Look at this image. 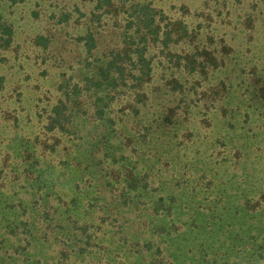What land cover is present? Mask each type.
<instances>
[{
  "label": "trees",
  "instance_id": "1",
  "mask_svg": "<svg viewBox=\"0 0 264 264\" xmlns=\"http://www.w3.org/2000/svg\"><path fill=\"white\" fill-rule=\"evenodd\" d=\"M200 7L170 0H96L102 14H122L124 23L115 22L120 40L96 58L100 64L92 75L74 82L65 78L53 101L38 103L41 132L19 131L23 188L54 196L68 212H75L81 199L93 200L92 163L84 162L75 137L79 124L106 121L111 133L100 143L103 156L113 158L106 179L110 191L123 204L143 202L172 216L171 224L158 225L156 237L144 242L148 264H177L181 255V264H264V0H207ZM233 10L236 18L230 21L253 34L241 56L231 44L227 53L213 28ZM14 34L0 13V45L10 46ZM78 40L92 56L93 31ZM93 64L89 56L84 59L85 67ZM4 80L0 76V93ZM202 82L207 87L199 97ZM16 90L21 101L20 86ZM162 90L175 97L173 105L162 103ZM3 111L14 131L30 123L16 107ZM5 157L0 162V264L8 259L5 235L18 236L11 230L19 227L18 219L7 218L8 209L17 215L24 203L16 204L10 189L21 162ZM44 212L49 216L48 209ZM184 218L189 222L185 249L166 258L164 243L183 242L171 239Z\"/></svg>",
  "mask_w": 264,
  "mask_h": 264
},
{
  "label": "rangeland",
  "instance_id": "2",
  "mask_svg": "<svg viewBox=\"0 0 264 264\" xmlns=\"http://www.w3.org/2000/svg\"><path fill=\"white\" fill-rule=\"evenodd\" d=\"M170 1L178 4L186 2L193 10H200L207 0ZM102 10L96 9V0H0L2 18L15 31L10 46L5 43L0 45V76L4 77L3 84L6 87L0 93V162L4 156L7 161L21 162L18 171L13 172L15 179L10 189L16 204L24 200L18 205L20 211L17 209V215L13 214L16 210L8 209L10 213L7 218L17 217L19 227L11 229L17 232V237L13 233L5 235L8 239L3 252L8 259L4 264H118L120 260L130 264H148L150 250L144 242L156 237L158 225L172 223L168 211H156L154 205L143 202L123 204L110 191L106 179L111 172L109 163L113 158L103 156V143H100L109 140L108 135L111 133L106 121L92 120L79 124L75 137L84 162L92 163L89 169L93 179V197L90 196L93 200L81 199L76 211L68 212L62 206L59 207L54 196L45 198L43 195L30 194L29 188H23L24 167L22 157L17 153L21 143L19 131L24 134L41 132L39 127L43 123L38 122L39 117L35 113L38 103L45 105L53 101L65 78L72 76L74 82L86 74L92 75L100 64L96 58L104 57L120 40V27L115 22L120 25L124 23L122 14L118 17L106 16L101 13ZM236 14L233 10L230 17L229 11L227 20L218 19L213 28L215 38L223 40L222 46L226 45L227 53H230L231 44L241 56L246 40L251 37V30L243 24L236 26L234 21H230V18H236ZM88 30L93 31L97 42L92 56L87 53L84 41L78 40ZM158 52L156 50L154 54ZM87 56L94 63L91 67L84 66ZM229 74H232L233 79L238 75L233 71ZM16 86H20L23 92L21 101ZM206 87L202 82L198 89L199 97ZM9 91L12 99L6 100ZM164 92L162 90L161 95ZM160 99L163 104L170 106L174 104L175 97L163 95ZM10 106L18 108L23 119L28 118L26 121L30 123L26 127L20 125L15 131L9 127L10 120L6 119L9 115L3 110ZM106 130L107 134L104 133ZM20 185V192L14 195L13 192ZM197 206L194 204V207ZM46 209L49 210V216L44 212ZM43 212L46 217H43ZM188 224L185 218L176 223L180 232H173L175 238L171 241L183 242L171 246L164 243L166 258L179 256L181 250L185 249L183 246ZM181 256L176 258L177 264L182 263Z\"/></svg>",
  "mask_w": 264,
  "mask_h": 264
}]
</instances>
